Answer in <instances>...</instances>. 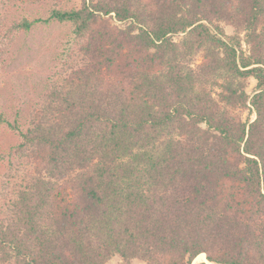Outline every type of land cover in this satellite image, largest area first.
<instances>
[{
  "label": "trees",
  "instance_id": "trees-1",
  "mask_svg": "<svg viewBox=\"0 0 264 264\" xmlns=\"http://www.w3.org/2000/svg\"><path fill=\"white\" fill-rule=\"evenodd\" d=\"M41 24L68 32L0 112V264H264V0H0V73Z\"/></svg>",
  "mask_w": 264,
  "mask_h": 264
},
{
  "label": "rangeland",
  "instance_id": "rangeland-1",
  "mask_svg": "<svg viewBox=\"0 0 264 264\" xmlns=\"http://www.w3.org/2000/svg\"><path fill=\"white\" fill-rule=\"evenodd\" d=\"M72 3L78 5L80 0H72ZM41 13L44 17L45 11L42 10ZM222 26L227 35L233 34L232 27ZM67 32L68 27L65 25L41 24L28 34L21 35L14 43L7 65L0 73V112L5 113L10 121L16 114L23 120L44 89L46 78L56 66V59L62 50V41ZM243 48L247 49L244 43ZM254 87L255 81L250 79L246 93L252 95ZM248 116L250 120L255 118L254 114L246 112L243 120ZM17 141L18 136L0 124V153L8 151ZM3 172L0 168V179ZM107 264H120V260L113 258ZM133 264L144 263L133 261Z\"/></svg>",
  "mask_w": 264,
  "mask_h": 264
},
{
  "label": "bare ground",
  "instance_id": "bare-ground-1",
  "mask_svg": "<svg viewBox=\"0 0 264 264\" xmlns=\"http://www.w3.org/2000/svg\"><path fill=\"white\" fill-rule=\"evenodd\" d=\"M199 260H202L204 261V257H203V254L199 255L195 261H199Z\"/></svg>",
  "mask_w": 264,
  "mask_h": 264
},
{
  "label": "water",
  "instance_id": "water-1",
  "mask_svg": "<svg viewBox=\"0 0 264 264\" xmlns=\"http://www.w3.org/2000/svg\"><path fill=\"white\" fill-rule=\"evenodd\" d=\"M204 262H207L206 260ZM195 264V263H194Z\"/></svg>",
  "mask_w": 264,
  "mask_h": 264
}]
</instances>
